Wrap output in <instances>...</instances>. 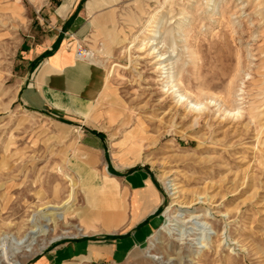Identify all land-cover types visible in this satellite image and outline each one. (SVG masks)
Instances as JSON below:
<instances>
[{
	"label": "rangeland",
	"instance_id": "rangeland-1",
	"mask_svg": "<svg viewBox=\"0 0 264 264\" xmlns=\"http://www.w3.org/2000/svg\"><path fill=\"white\" fill-rule=\"evenodd\" d=\"M110 1H80L93 28L75 46L82 42L102 68L89 94L64 90L79 111L74 104L34 109L21 95L39 78L28 51L45 41L60 0H0V239L23 237L34 222L48 226L32 254L22 251V264L80 241L114 245L118 226L99 220L90 228L89 195L107 183L114 207L106 213L124 218V177L142 169L164 196L149 238L117 261H92L84 252L54 264H264V0H114L100 7ZM157 25L159 46L200 111L177 102L155 55L140 46ZM51 75L43 74V86ZM239 107L243 113L234 114ZM70 193L71 211L48 221Z\"/></svg>",
	"mask_w": 264,
	"mask_h": 264
},
{
	"label": "crops",
	"instance_id": "crops-1",
	"mask_svg": "<svg viewBox=\"0 0 264 264\" xmlns=\"http://www.w3.org/2000/svg\"><path fill=\"white\" fill-rule=\"evenodd\" d=\"M80 1L60 0V5L49 12L50 24L45 41L28 51L27 58L32 62H38L36 68L40 69L39 78L24 87L21 95L22 100L34 109H42L48 104L57 109H68L74 104L75 109L80 111L81 105L64 93V90L71 87L77 90V94H89L99 80L96 71L102 66L88 59L82 60L76 57L75 43L85 41L91 35L93 28L89 9L87 6H81ZM115 1L101 3L100 7L108 6ZM95 7L97 6L89 4L91 10ZM115 36L116 34L110 33L108 39L113 40ZM46 73L52 75L46 76L47 86H43L42 76ZM104 82L105 79L102 80L101 85L104 86ZM52 90L53 92H50ZM124 180L129 196L124 218L119 212L114 216L106 213V209L114 207L113 195L108 190L106 182L95 193L89 195L90 228L99 220L106 228L109 225L118 226L119 236L116 237L114 245L85 246V241H80L62 251L47 254L35 264H54L60 261L64 263L71 256L84 252L92 261L100 259L117 261L144 243L160 225V210L164 196L158 183L145 170L132 171L125 175ZM94 208L96 210H93Z\"/></svg>",
	"mask_w": 264,
	"mask_h": 264
},
{
	"label": "bare ground",
	"instance_id": "bare-ground-1",
	"mask_svg": "<svg viewBox=\"0 0 264 264\" xmlns=\"http://www.w3.org/2000/svg\"><path fill=\"white\" fill-rule=\"evenodd\" d=\"M154 20H155V16L152 15L150 17V20H149L147 26H150L151 23H154ZM178 23H177V25H178V27H180V24H178ZM147 31L149 33L147 35H149V36H146V37H144L143 40H140V46H142V47L148 46L149 47L148 49H151V51H152L150 54L155 55L154 56L155 57V63L158 67L156 70H158L159 72L164 74L163 78H166L168 80L167 85L171 86V88L173 89V93H174L173 95L177 98V102L181 103V104H186L188 109L193 111V112L194 111L195 112L200 111L202 109V104L195 101V100L193 101L191 99V97H189L188 94L182 89V87H181L182 83L179 79L178 73L173 72V70L175 68L174 67L175 62L170 61V59L167 58L165 56V54L163 53V51L161 49L162 45L159 46L160 43L163 42V40H159V38L161 37L160 27L158 28V25H157V29H147ZM135 39H137V38H135ZM146 40H147V42H145ZM106 47H108V44L103 43L102 44V50L105 51ZM143 48L141 50H143ZM87 59L90 60L91 62L97 63V65L98 64L102 65V63H101L102 60L101 61L97 60V58L95 57V54L93 52H91L89 54ZM114 66H116V64H114ZM114 66H113V68H114ZM113 68L111 67V69H113ZM166 91H168V90L166 89ZM241 98L238 100H242ZM229 112L231 113V110ZM233 112L236 115H241L243 113L242 108H240V107L236 108ZM139 159H140V157L137 153L133 157L130 164L137 162ZM57 170H58V173L63 175V177L66 175V177L71 180V178L67 175V173L63 172L62 168H57ZM169 188H170V191L175 190L174 185H172V184L169 185ZM173 194H175V193L173 192L172 195ZM73 199H74L73 193H70L66 202L64 204H62L63 205L62 207H54V209H52V211L48 215L50 217L48 219V221L54 222V220L57 219L58 217L59 218H61V217L65 218L66 214L69 213L73 207V204H71ZM47 227L42 228L36 222H34V225H32V227L27 230V233L23 237H20L17 239L14 236H10L9 234L2 235V237L0 239V261H1V264H22V255H21L22 251L25 250L26 253L28 252V253L32 254L34 251L33 247L37 243L38 238L43 236V235L48 234L49 231H48ZM153 260L158 261L159 258L154 257Z\"/></svg>",
	"mask_w": 264,
	"mask_h": 264
},
{
	"label": "built area",
	"instance_id": "built-area-1",
	"mask_svg": "<svg viewBox=\"0 0 264 264\" xmlns=\"http://www.w3.org/2000/svg\"><path fill=\"white\" fill-rule=\"evenodd\" d=\"M75 51H76V57L79 58V59H82V60L87 59L89 54H90V52L83 45L82 42H79L76 45Z\"/></svg>",
	"mask_w": 264,
	"mask_h": 264
}]
</instances>
